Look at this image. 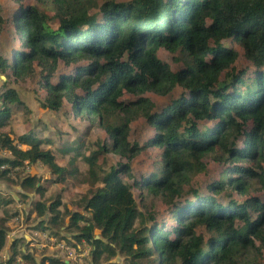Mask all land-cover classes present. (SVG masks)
<instances>
[{"label": "trees", "instance_id": "trees-1", "mask_svg": "<svg viewBox=\"0 0 264 264\" xmlns=\"http://www.w3.org/2000/svg\"><path fill=\"white\" fill-rule=\"evenodd\" d=\"M96 1L20 3L11 15L19 43L11 62L0 55V71L11 80L32 76L33 66L39 67L43 108L58 111L66 101L73 115L80 114L89 126L104 130L99 149L86 156L90 173L95 174L98 152L126 159L119 168L101 170L95 176L98 185L89 182L81 195L83 213L65 210L68 224L60 217L58 196L49 202L34 201L31 209L37 227L60 237L74 232L73 238L91 243V264H122L114 259L116 255L124 256L126 264H260L264 250V0ZM45 3L54 11L51 15L40 8ZM51 19L57 20L55 28L48 24ZM5 22L0 13V30ZM234 44L251 68L234 70L238 55ZM161 48L177 53L173 60L180 65L159 58ZM60 62L73 65V71L59 72ZM175 88L178 93L171 97ZM153 96L169 100L159 105ZM21 104L13 88L0 92V149L12 154L0 157V180L12 181L9 168L40 161L56 175L52 182L64 181L75 169L58 165L50 149L39 146L41 140L33 131L18 137L19 143L30 146L25 150L3 132L11 106ZM140 117L152 132L142 143L131 142L130 124ZM144 151L152 159V173L132 185L124 183L120 175L130 177L131 160ZM208 160L224 167L206 182L204 191L190 188L186 194L183 186L205 170ZM13 172L20 189L43 190L36 185L39 177ZM255 182L261 197L249 195ZM132 186L165 204L170 220H156L145 199H141L145 211H138ZM234 193L245 197L236 200ZM6 217L0 218V251L7 234ZM95 229L99 230L96 238ZM18 239L11 245L13 257L18 254ZM19 257L36 264L25 250ZM39 264L71 261L43 255Z\"/></svg>", "mask_w": 264, "mask_h": 264}, {"label": "rangeland", "instance_id": "rangeland-1", "mask_svg": "<svg viewBox=\"0 0 264 264\" xmlns=\"http://www.w3.org/2000/svg\"><path fill=\"white\" fill-rule=\"evenodd\" d=\"M20 3L33 4L34 0H0V13L6 20L3 28L0 30V55L6 57L9 62L12 60L14 48L19 43V39L14 32L11 15L17 10V6ZM95 3L99 4L100 1L98 0ZM49 6V3H45L40 8L51 15L54 11ZM97 6H92L89 12L95 11ZM48 24L55 28L57 20L51 19ZM233 47L238 50L234 70L244 67L251 68V64L241 55L239 46L234 44ZM176 55L177 53H171L162 48L157 52L159 58L175 67L181 63L180 61L173 60ZM33 67L34 73L32 76L18 80H11V76L9 77L0 71V92L4 91L6 87L13 88L17 92L20 101H22L20 106H11L9 123L2 130L9 133L12 144L23 150L30 146L19 143L18 137L28 131H33L34 137L41 140L39 146L42 149H50L58 165L64 166L68 170L74 168L75 171L72 175L66 174L64 181L55 183L52 181L56 175L51 174L49 169L40 161L32 164L25 161L24 165L20 168H9L12 171L8 173V177L12 181L0 180V218L7 215V221L4 225L5 229H7V234L5 244L0 251V264H28L26 260H22L19 257L20 252L23 250L32 254L36 260V264H39L40 258L43 255L60 260H69L71 264H91L90 253H87L88 248L86 246H83V250L78 252L71 245H68L77 243L78 246H82L81 239L77 240L73 238L74 232L66 231L64 233L65 236L60 237L58 233L53 234L48 229L37 227L35 212L31 209L32 204L36 200L49 202L58 196L61 202L58 206L60 217H63L65 224H68L69 215L65 213V210H77L83 213L80 203L81 195L85 193L92 182H94L93 186L100 183L95 181V176L99 177L101 170H109L114 165L119 168V164L125 163L126 159L112 152H98L94 159L95 165H93L95 174L90 173L88 171L89 166L86 156L99 149L100 144L106 137L104 130L96 126H89V121L83 120V116L80 114L73 115L66 101L63 102L58 111L43 108L42 102L45 92L40 86L39 67L36 64ZM73 67V65L66 66L60 62L58 64V71L62 73L71 72V70L73 71ZM7 74L10 75V73ZM55 79L56 77H53V80ZM177 93L178 89L175 88L171 92V97L176 96ZM152 99L156 104L161 105L168 101L169 97L153 96ZM151 132V127L145 122V119L140 117L130 124L129 140L131 142L137 141L138 143H142ZM60 148H64L66 153H63ZM1 156L12 157V154L7 149H0ZM71 159L72 165L69 164ZM223 167V164L208 160L205 170L192 176L190 182L183 186V190H186V194L189 193L188 190L190 188L199 189V192L204 191L206 182L213 179ZM153 169L152 159L149 157L148 152L144 151L131 160V176L128 177L126 174H121L120 177L124 183L132 185L134 180L139 182L141 176L152 173ZM14 170H18L17 174L19 176L34 175L39 177L36 185H40L43 190L36 192L33 189H20L19 179L15 176ZM257 184L255 182L254 188H251L249 195L261 197L262 193L259 191ZM131 192L136 201L138 211L141 213L145 211L141 205V199H145V205H147L149 210L153 211L156 220L160 222H168L170 220L167 206L158 198L146 197L145 190H141L138 186H132ZM232 196L239 201L245 197V195L242 196L236 193L232 194ZM1 199L8 202L4 203ZM223 202L227 203L228 199L223 200ZM79 222L83 224V221ZM136 223L137 220L134 224ZM172 223L173 221L167 225H171ZM94 234L98 236L99 230L95 229ZM14 238L19 239L16 242L18 254L13 257L11 245ZM103 257L104 255L101 256L100 262L104 260ZM114 259L122 262V264H126V260L122 255H116ZM260 264H264V250Z\"/></svg>", "mask_w": 264, "mask_h": 264}, {"label": "built area", "instance_id": "built-area-1", "mask_svg": "<svg viewBox=\"0 0 264 264\" xmlns=\"http://www.w3.org/2000/svg\"><path fill=\"white\" fill-rule=\"evenodd\" d=\"M81 241H82V246L81 247L78 246L77 243H75L76 246H74L73 243L68 244V245H71L78 252H81L83 250V246H86L88 248L87 253L89 252L91 254L90 251H91V249H93L91 243L87 242L85 239H81ZM64 261L65 262H69V260H65V259H64Z\"/></svg>", "mask_w": 264, "mask_h": 264}, {"label": "clouds", "instance_id": "clouds-1", "mask_svg": "<svg viewBox=\"0 0 264 264\" xmlns=\"http://www.w3.org/2000/svg\"><path fill=\"white\" fill-rule=\"evenodd\" d=\"M54 234V233H53ZM97 237V235L95 236V238ZM93 250V249H92Z\"/></svg>", "mask_w": 264, "mask_h": 264}]
</instances>
